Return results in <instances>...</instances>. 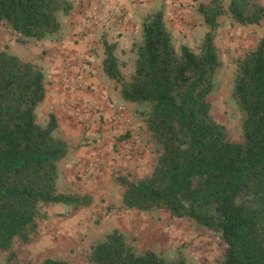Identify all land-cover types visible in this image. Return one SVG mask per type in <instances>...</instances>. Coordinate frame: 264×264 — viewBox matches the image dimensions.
Instances as JSON below:
<instances>
[{"label": "trees", "instance_id": "16d2710c", "mask_svg": "<svg viewBox=\"0 0 264 264\" xmlns=\"http://www.w3.org/2000/svg\"><path fill=\"white\" fill-rule=\"evenodd\" d=\"M209 0L199 10L209 28L199 50L175 45L162 10L143 20L136 71L122 72L116 45L105 42V73L136 106L156 163L140 179L120 177L126 208L161 210L213 231L224 245L221 264H264V35L237 59L233 95L243 114L234 140L214 114L211 96L221 60L215 44L220 16L243 26L264 24L259 0ZM73 0H0V27L19 43L58 34ZM47 94L42 67L0 49V264L18 263V243L35 241L49 207L87 204L61 193L59 164L70 145L58 135V118L38 121ZM92 264H188L153 249L139 250L118 229L92 245ZM25 264H34L26 261ZM42 264H76L46 258Z\"/></svg>", "mask_w": 264, "mask_h": 264}, {"label": "crops", "instance_id": "0c3cea01", "mask_svg": "<svg viewBox=\"0 0 264 264\" xmlns=\"http://www.w3.org/2000/svg\"><path fill=\"white\" fill-rule=\"evenodd\" d=\"M97 1L73 0L74 8L71 14L62 17L63 27L58 34L19 43L21 46L15 51L9 48L42 67L47 94L37 110L38 121L46 124L50 113H54L59 123L58 135L70 145L68 155L59 164L58 182L62 183L63 190L60 185L58 189L64 194L83 193L84 198L86 192H109V188L104 189L109 184L105 176L109 174L106 178L111 177L114 168H120L117 164L121 162L116 163L114 159L120 157L117 151H122L123 146L129 144L133 148V151L129 150L132 158L124 160V166L144 164L149 153L144 141V124L136 106L122 97L120 85L104 71L105 42L116 45V56L122 65H127L122 57L142 40L143 19L160 10L164 12L173 36L181 37L183 44L190 47L195 40L202 41L209 31L199 10L201 3L207 0H109L96 17V36L90 40L87 32L91 28V8ZM261 1L264 4V0ZM181 8L187 9L185 20L175 18V11ZM83 63L92 65L90 73L80 71ZM76 101L102 109V123L85 126L71 119L67 107ZM98 145L104 151L103 163L95 177L89 179L85 164L93 158L94 147ZM100 176L102 178L95 180ZM99 184L105 187L99 190ZM62 204H56L54 208L73 211L74 207L84 205L67 204L63 207ZM72 213L75 215L76 211Z\"/></svg>", "mask_w": 264, "mask_h": 264}, {"label": "rangeland", "instance_id": "374dc122", "mask_svg": "<svg viewBox=\"0 0 264 264\" xmlns=\"http://www.w3.org/2000/svg\"><path fill=\"white\" fill-rule=\"evenodd\" d=\"M227 4L228 0L225 1V6ZM186 16L188 14L175 18L185 20ZM215 34L221 67L217 74L216 90L211 96L213 110L216 117L226 125L231 137L239 140L243 133V114L233 95L237 59L247 49L254 47L264 35V24L243 26L228 15H223L220 16ZM173 39L177 48H180L183 39L175 36ZM202 41L195 40L191 48L199 50ZM18 46L21 45L9 31L3 26L0 27V49L7 47L15 51L18 50ZM137 57L133 50L122 57L128 63L122 65L126 80H130L136 71ZM143 132L144 141L149 147L146 162L136 166H124V162L132 158V152L129 150L133 151V148L129 144L123 146L122 151H117L120 157L114 159L116 163L121 162L117 164L120 168H114L111 177L106 178L109 174L105 176V181L109 182V184L104 182L108 184L107 187L99 184V190L105 187L104 189H110L109 192L93 194L86 192L88 204L74 207L73 211L62 207L54 208L56 205L49 207V216L41 221L35 241L31 244L16 245L19 253L18 263L32 261L34 264H42L46 258H61L76 264H92L89 261L92 245L104 240L118 229L139 250L153 249L168 260L185 258L188 264H221L225 247L213 231L198 228L189 219L171 217L165 211L146 212L124 208L122 204L124 188L119 178L127 177L131 181L140 179L150 174L156 163L154 147L145 127ZM96 147L102 148L98 145L94 150ZM88 175L89 179H93L96 173ZM100 178L102 177L95 180L98 181ZM58 183L63 190L62 183ZM95 184L97 185V182ZM66 194L78 197L83 195ZM62 205L65 207L67 204ZM74 211L75 215L72 213ZM86 221L87 226L82 228ZM1 257L4 255L0 256V259Z\"/></svg>", "mask_w": 264, "mask_h": 264}, {"label": "built area", "instance_id": "2783aa9c", "mask_svg": "<svg viewBox=\"0 0 264 264\" xmlns=\"http://www.w3.org/2000/svg\"><path fill=\"white\" fill-rule=\"evenodd\" d=\"M109 0H98L96 3L92 5L91 8V25L90 29L87 32L89 39L94 40L96 36V28H95V20L98 16L99 12L103 9V7L108 3ZM187 14L186 8H181L175 11V15L179 17H184ZM123 21V20H121ZM120 21V22H121ZM80 71L84 73H90L92 71V65L89 63H83L80 66ZM102 109L99 107H93L90 104L83 101H76L73 104L67 107V113L71 119L76 121L79 124H83L85 126H91L94 124H100L103 121ZM121 110L124 109L121 107ZM104 159V151L103 148L96 147L93 158L89 160L85 164V172L88 174L97 173L100 170V167L103 163Z\"/></svg>", "mask_w": 264, "mask_h": 264}]
</instances>
